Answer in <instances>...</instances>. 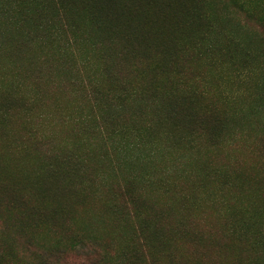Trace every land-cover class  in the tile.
Segmentation results:
<instances>
[{
    "label": "trees",
    "instance_id": "1",
    "mask_svg": "<svg viewBox=\"0 0 264 264\" xmlns=\"http://www.w3.org/2000/svg\"><path fill=\"white\" fill-rule=\"evenodd\" d=\"M263 4L0 0V264H264Z\"/></svg>",
    "mask_w": 264,
    "mask_h": 264
},
{
    "label": "rangeland",
    "instance_id": "2",
    "mask_svg": "<svg viewBox=\"0 0 264 264\" xmlns=\"http://www.w3.org/2000/svg\"><path fill=\"white\" fill-rule=\"evenodd\" d=\"M263 7H264V4H263ZM18 127H19V125H16V126H15V128H18ZM11 164H13V163H10V165H11ZM244 165H245V164H241V166H244ZM155 170H157V169H156L155 167H153V168L150 170V172H154ZM8 171H9L10 173H13V172H12V171H13L12 169H8ZM22 175H24V174H22ZM2 176H3V175H2ZM7 178H10V177L8 176ZM4 185H5V184H4ZM165 217H168V215L165 216ZM208 220H209L210 222H212L213 218H212V217H208ZM203 222H204V221L202 220L201 223H202L203 225H205V226H210V224L207 225V224H204ZM202 230H204V231H208L207 228H203V227H202Z\"/></svg>",
    "mask_w": 264,
    "mask_h": 264
}]
</instances>
